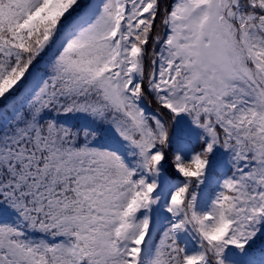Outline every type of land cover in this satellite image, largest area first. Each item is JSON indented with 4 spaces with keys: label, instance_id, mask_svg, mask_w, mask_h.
<instances>
[{
    "label": "snow or ice",
    "instance_id": "snow-or-ice-1",
    "mask_svg": "<svg viewBox=\"0 0 264 264\" xmlns=\"http://www.w3.org/2000/svg\"><path fill=\"white\" fill-rule=\"evenodd\" d=\"M0 264H264V0H0Z\"/></svg>",
    "mask_w": 264,
    "mask_h": 264
}]
</instances>
